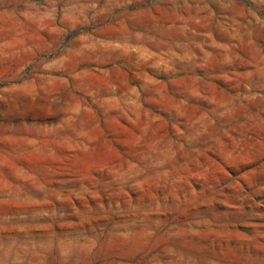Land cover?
<instances>
[{"label": "rangeland", "instance_id": "374dc122", "mask_svg": "<svg viewBox=\"0 0 264 264\" xmlns=\"http://www.w3.org/2000/svg\"><path fill=\"white\" fill-rule=\"evenodd\" d=\"M0 264H264V0H0Z\"/></svg>", "mask_w": 264, "mask_h": 264}]
</instances>
